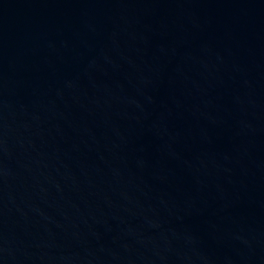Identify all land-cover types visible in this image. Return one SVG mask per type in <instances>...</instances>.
I'll list each match as a JSON object with an SVG mask.
<instances>
[{"label": "water", "instance_id": "1", "mask_svg": "<svg viewBox=\"0 0 264 264\" xmlns=\"http://www.w3.org/2000/svg\"><path fill=\"white\" fill-rule=\"evenodd\" d=\"M0 264H264V0H0Z\"/></svg>", "mask_w": 264, "mask_h": 264}]
</instances>
